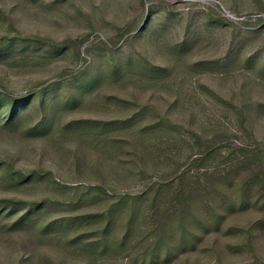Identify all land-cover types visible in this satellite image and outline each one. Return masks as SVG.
Masks as SVG:
<instances>
[{"label":"rangeland","instance_id":"374dc122","mask_svg":"<svg viewBox=\"0 0 264 264\" xmlns=\"http://www.w3.org/2000/svg\"><path fill=\"white\" fill-rule=\"evenodd\" d=\"M17 32L68 42L59 53L17 43L0 48V89L14 95L38 89L44 96V107L33 100L34 119L46 112H57L60 124L121 118L128 109L106 97L113 95L146 106L147 122L161 121V130L139 139L145 166L130 167L114 155L97 153L85 133L56 127L31 134L0 126V163L24 172H52L25 183L0 178V200L38 204L30 211H0V264H132L115 254L87 253L62 233L42 234L29 225L10 229L26 214L63 220L102 210L106 196L68 203L73 192L88 185L102 186L110 195H136L185 171L187 179L174 180L162 200L174 209L175 194L198 183L206 189L205 178L228 188L264 172L259 160L264 156V0H0V37ZM87 66L101 75L112 66L127 71L85 93L78 105L63 108L62 99L80 91L69 82L72 74ZM161 69L165 72L154 74ZM55 80L60 84L50 87ZM207 140H213L216 153L193 165ZM224 193L217 202L212 195L203 198L216 207L227 200ZM222 224L205 242L215 249L199 247L189 264H264V205L227 212ZM143 225L140 235L148 232ZM228 226L235 228L228 232Z\"/></svg>","mask_w":264,"mask_h":264},{"label":"trees","instance_id":"16d2710c","mask_svg":"<svg viewBox=\"0 0 264 264\" xmlns=\"http://www.w3.org/2000/svg\"><path fill=\"white\" fill-rule=\"evenodd\" d=\"M16 43L57 53L63 52L68 46V42L57 43L49 38L32 35L21 36L19 32L0 37V48ZM72 43H75L76 51L80 56L77 43ZM126 71L125 67L112 66L107 74L101 75L93 73V69L87 66L81 71L74 72L69 82L76 84L80 91L64 97L61 101L62 107L78 105L85 93L95 90L103 83L118 79ZM164 72L165 69H161L160 72H154V74ZM59 84L60 81L55 80L50 87ZM1 87V128H19L31 134H47L58 127L62 133H85L92 137L93 147L97 153L114 155L119 161L127 163L130 167H137L139 163L143 164L144 162L143 155L138 149L141 146L139 139L148 132L153 133L161 130V121L147 122L146 106H141L136 102L132 104L129 100L113 95L106 97L113 104L122 103L128 109V113L121 118L114 120L75 118L65 124H60L57 112H53V115L50 113V116L46 112L43 117L34 119L31 112V109L35 107L33 100L37 99L42 107L45 103L44 96L40 95L41 92L38 89L26 94L14 95L5 90L4 86ZM135 126L137 128L133 130ZM217 131L221 130H215V135L219 137L222 132ZM134 132L136 133L134 134ZM197 140L200 143L202 137L197 136ZM213 140H207L206 151L195 159H191L193 165L203 164L216 153ZM259 156V160L264 164V156L262 154ZM76 160L77 157H75ZM240 166L242 167L241 163L236 166L235 170ZM260 172L246 180L231 184L228 188L222 182H209L205 178L207 188L204 190L201 189L202 186H199L198 182V186H190L185 190L180 189L175 194L178 204L173 206L174 209L162 203V200L174 180L181 184L187 179L189 173L185 171L174 173L171 180L163 179V181L159 180V183H151L143 192L136 195H110L102 186L88 185L73 192L68 203L73 204L75 200H83L93 194L97 198L106 196L107 198H102L104 203L102 210L86 212L80 216H72L63 220H51L47 213H41L33 219L27 218L26 214L21 216L10 229L15 230L29 225L42 234L62 233L61 236L67 242L73 246L79 245L85 251L87 250V253L89 250L92 254L99 256L115 254L123 259L131 260L132 264H162L161 262L163 264H189L191 256H197L195 252L199 247L205 251L215 249L214 245L209 248L205 242L212 232L221 229L227 212L243 211L250 205H264V200L261 198L264 196V172ZM51 176V171L24 172L15 169L14 165L10 163H0V178H8L13 182L25 183ZM257 184L260 185V189L255 191L254 187ZM224 189H226L224 194L227 196V200L216 207L203 198V195H212L214 201L217 202L218 193H222ZM253 191L254 193H251ZM32 204L34 203L15 198L2 199L0 200V211H5L8 207H25L29 211L38 207L37 203L31 206ZM142 224H144L143 228H147V234H139ZM234 228L228 226L226 231L229 232ZM211 237L215 238V234Z\"/></svg>","mask_w":264,"mask_h":264}]
</instances>
